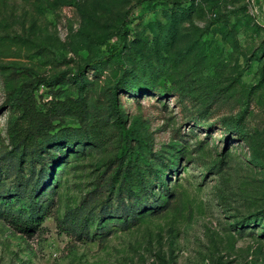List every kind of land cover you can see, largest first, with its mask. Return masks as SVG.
<instances>
[{
	"label": "rangeland",
	"instance_id": "rangeland-1",
	"mask_svg": "<svg viewBox=\"0 0 264 264\" xmlns=\"http://www.w3.org/2000/svg\"><path fill=\"white\" fill-rule=\"evenodd\" d=\"M15 129L89 142L63 145L28 233ZM0 156V264H264V0H0Z\"/></svg>",
	"mask_w": 264,
	"mask_h": 264
},
{
	"label": "trees",
	"instance_id": "trees-1",
	"mask_svg": "<svg viewBox=\"0 0 264 264\" xmlns=\"http://www.w3.org/2000/svg\"><path fill=\"white\" fill-rule=\"evenodd\" d=\"M109 57L111 60L115 62H122V52L117 49L113 48L111 53L109 54ZM103 61H93L89 64V67L92 68L94 71H99L101 64ZM86 67H81L77 74H73V80L80 86L85 85V72ZM90 73V72H89ZM59 80V79H57ZM42 83H47L44 80H40L38 82V85ZM152 91H157L160 94H168V91L160 92L159 88L152 86ZM167 92V93H165ZM129 94H137V91H134L130 89L128 91ZM117 93H114L113 100L114 102H117ZM178 97H181L180 95H177ZM229 130L231 132H240L243 128V121L242 119H234L230 122ZM51 129H54L52 127ZM23 130V129H22ZM47 136V137H46ZM40 138V139H39ZM88 140V135L86 131L82 129H64V131H59L57 134L50 135L49 132L47 133H40L38 137H31V138H21V129L17 130L12 133L11 132V141L13 144H15V148H17L20 144H23V148L13 156V158L17 159L16 164L18 167V171H26L27 168H30V175L27 180H19V183L17 184L14 191H16L15 198L22 199V198H28V199H37L33 203V207L31 208L32 212L30 217H22L19 216H12L11 217V223H14L15 226L20 229L22 232L28 233L31 231V229L35 228L37 225L41 223V221L44 219V217H40V203L44 202V199L46 198L47 191L51 189V187L47 183L49 177H51V172L47 171L49 170L50 166L56 165L59 162H61L62 159L65 158L66 152L63 151V145H66V147L71 149H77L78 146L76 144H83L86 145ZM89 143V142H88ZM77 146V147H76ZM50 148V149H49ZM70 149V150H71ZM2 156H0V165L4 161L1 159ZM12 166V165H11ZM40 166V172L37 173V167ZM53 168V167H52ZM15 170L14 168L12 171ZM0 171H2V167L0 166ZM16 171V170H15ZM165 173H162L160 177H157V180L164 179ZM167 180V179H164ZM148 186H144V192L148 190ZM46 190V192L44 191ZM45 192V193H44ZM133 196V197H132ZM136 196L129 195V200H134ZM9 202H13L12 200ZM118 205L115 209H113L111 212L114 214L115 218L119 220H123L125 222L129 221V218L133 219L135 218V215L137 214L138 208L133 204L126 205L125 203V197L118 195L117 197ZM150 203L154 204V211H157L159 208L157 206V203L155 200H149ZM10 204V203H9ZM138 206V205H137ZM157 208V209H156ZM40 215V216H39ZM9 219V217H7ZM100 220L105 218V215L99 214ZM39 219L41 220L39 222ZM38 223V224H37Z\"/></svg>",
	"mask_w": 264,
	"mask_h": 264
}]
</instances>
